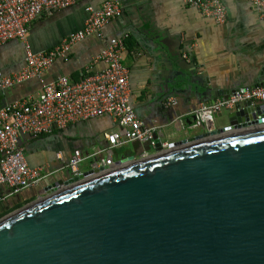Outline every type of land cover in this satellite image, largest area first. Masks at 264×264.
Wrapping results in <instances>:
<instances>
[{
	"label": "water",
	"instance_id": "1",
	"mask_svg": "<svg viewBox=\"0 0 264 264\" xmlns=\"http://www.w3.org/2000/svg\"><path fill=\"white\" fill-rule=\"evenodd\" d=\"M162 57L169 93L207 102L264 84L216 91ZM263 115L237 105L225 129L43 187L0 220V264H264V126L246 127Z\"/></svg>",
	"mask_w": 264,
	"mask_h": 264
},
{
	"label": "crops",
	"instance_id": "2",
	"mask_svg": "<svg viewBox=\"0 0 264 264\" xmlns=\"http://www.w3.org/2000/svg\"><path fill=\"white\" fill-rule=\"evenodd\" d=\"M122 14L112 19L102 31V38L94 35L75 44L68 60L57 59L44 72L46 82L69 77L73 82L83 74L102 71L105 64L96 57L114 38H126L127 49L123 64L130 72L131 104L138 118L149 127H161L158 137L168 145L199 135L208 128L182 130L175 123L207 102L194 96L169 93L164 80L168 71L164 54L171 60L177 57L196 68V75L209 80L216 91L230 89L234 84L253 85L264 79V21H261L249 0H222L227 9V21L217 24L198 10L188 7L181 0H120ZM104 0H80L74 6L45 16L33 22L28 29V41L34 52L49 51L59 45L69 34L81 30L88 18L86 8H100ZM24 46L10 41L0 48V71L5 75L19 72L25 65ZM175 69H177L175 64ZM41 83L30 79L0 92V108L20 99L38 97ZM176 97L178 106L166 108L164 102ZM230 111L221 112L212 126L221 129L229 125ZM187 124L192 123L186 117ZM118 130L112 116H103L69 126L65 130L38 139L23 137L21 147L30 166L49 165L52 170L61 167L57 153L69 159L74 150L94 153L108 145V135ZM61 135H60V134ZM65 139L71 141L67 145ZM134 150L126 149L117 154L115 162L129 157L141 158L155 153L148 144L128 143ZM127 144V145H128ZM125 145L124 147H126ZM44 180L41 185L10 195V189L0 186V220L40 198V190L56 181L68 180L71 175ZM68 172V171H67ZM51 180V181H50Z\"/></svg>",
	"mask_w": 264,
	"mask_h": 264
},
{
	"label": "built area",
	"instance_id": "3",
	"mask_svg": "<svg viewBox=\"0 0 264 264\" xmlns=\"http://www.w3.org/2000/svg\"><path fill=\"white\" fill-rule=\"evenodd\" d=\"M79 1L0 0V48L10 41H19L25 51V65L19 72L5 75L0 71V92L30 79H38L41 83L38 97L20 99L0 108V186L10 189L9 196L38 187L44 180L55 177L62 170L68 171L71 177H79L86 172L110 169L115 164L114 152L128 143L156 147L161 127L145 125L131 104L130 72L123 64V54L127 49L126 38L111 39L96 57V62L105 64L102 71L83 74L77 82L69 77H61L55 82L43 79L44 72L57 59L68 60L75 44L94 35L102 38L103 28L122 14L120 0H104L100 8L88 6V18L81 30L69 34L49 51L34 52L28 41L29 26L45 16L72 7ZM181 1L217 24L227 21V9L222 0ZM249 2L259 19L264 21V0ZM247 102H251L253 106L264 105V84L201 104L188 114L177 117L174 122L182 130L207 127L208 132H212L215 129L212 124L221 112H232L237 105ZM178 103L176 97H169L164 106L174 108ZM103 116H112L118 123V130L108 135L106 147L94 153H83L77 149L67 160L62 153H57L56 158L62 164L57 170H52L49 165H29L21 147L23 137L38 139ZM186 117L192 118L191 124H187ZM246 124L247 128L263 127L264 115L257 121ZM162 147L167 149L169 145L165 143ZM86 162L89 169L84 171L81 165Z\"/></svg>",
	"mask_w": 264,
	"mask_h": 264
},
{
	"label": "rangeland",
	"instance_id": "4",
	"mask_svg": "<svg viewBox=\"0 0 264 264\" xmlns=\"http://www.w3.org/2000/svg\"><path fill=\"white\" fill-rule=\"evenodd\" d=\"M60 134V133H59ZM61 135V134H60ZM65 142L67 143V145H69V146H72V142L71 141H68V140H66L65 139ZM126 149H132V150H134V145L133 144H128L126 147H123V149H121V150H119V151H117L118 153L117 154H120L121 152H124ZM81 169L82 170H87V169H89V165H88V163L86 162V163H84L83 165H81ZM67 176V175H69V173L66 171H63V172H61V174H59L57 177L58 178H60L61 176ZM51 181V180H50Z\"/></svg>",
	"mask_w": 264,
	"mask_h": 264
}]
</instances>
